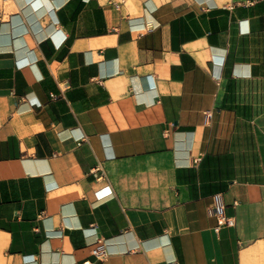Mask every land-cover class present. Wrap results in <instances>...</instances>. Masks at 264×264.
<instances>
[{
    "label": "crops",
    "instance_id": "obj_1",
    "mask_svg": "<svg viewBox=\"0 0 264 264\" xmlns=\"http://www.w3.org/2000/svg\"><path fill=\"white\" fill-rule=\"evenodd\" d=\"M85 261L264 264V0H0V264Z\"/></svg>",
    "mask_w": 264,
    "mask_h": 264
},
{
    "label": "built area",
    "instance_id": "obj_2",
    "mask_svg": "<svg viewBox=\"0 0 264 264\" xmlns=\"http://www.w3.org/2000/svg\"><path fill=\"white\" fill-rule=\"evenodd\" d=\"M125 0H107V4L114 5L116 8L120 9L121 5ZM67 88V86H65ZM63 88V90L65 89ZM53 97L57 96L52 94ZM213 213L218 218L219 226L221 225H232L234 221L226 213V205L221 193H215L213 195ZM92 253L97 259H104L108 256L109 251L107 245L104 241H99L93 245ZM83 264H89V261H85Z\"/></svg>",
    "mask_w": 264,
    "mask_h": 264
}]
</instances>
